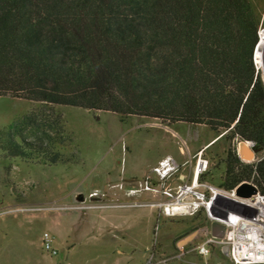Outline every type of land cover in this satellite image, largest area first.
<instances>
[{
  "label": "trees",
  "instance_id": "trees-1",
  "mask_svg": "<svg viewBox=\"0 0 264 264\" xmlns=\"http://www.w3.org/2000/svg\"><path fill=\"white\" fill-rule=\"evenodd\" d=\"M263 27L264 0H0V96L225 131L258 160L228 148L222 185L264 195ZM65 135L61 116L33 112L0 130V148L76 163Z\"/></svg>",
  "mask_w": 264,
  "mask_h": 264
},
{
  "label": "rangeland",
  "instance_id": "rangeland-1",
  "mask_svg": "<svg viewBox=\"0 0 264 264\" xmlns=\"http://www.w3.org/2000/svg\"><path fill=\"white\" fill-rule=\"evenodd\" d=\"M262 32L264 27L260 38ZM33 112L62 117L66 143L58 150L77 162L27 161L0 148V264L230 263L218 245L208 258L195 249L209 235L204 215L164 216L153 206L159 197H130L127 191L148 176L157 179L154 168L166 157L180 165L169 180L178 182L180 174L195 167L200 151L209 161L207 182L225 188L221 160L228 148L238 151L240 140H229L227 132L218 134L203 124L135 115L122 119L113 112L9 96H0V130ZM142 202L147 206H139ZM198 229L204 230L178 246ZM46 232L57 255L44 248Z\"/></svg>",
  "mask_w": 264,
  "mask_h": 264
},
{
  "label": "built area",
  "instance_id": "built-area-1",
  "mask_svg": "<svg viewBox=\"0 0 264 264\" xmlns=\"http://www.w3.org/2000/svg\"><path fill=\"white\" fill-rule=\"evenodd\" d=\"M195 157L197 161L191 178L180 174L178 182H169L173 174L179 171L180 165L174 158L166 157L154 168L157 179L148 176L138 181L136 186L128 189L127 196L151 193L159 197L153 206L158 207L164 216L204 215L210 223L209 235L195 247L204 258L211 256L212 246L218 245L223 251L227 250L224 253L230 259L229 264H264V195L257 189L256 193L243 196L237 192L238 187L228 190L201 180L209 169V161L203 151ZM139 206H147V203H139ZM214 222L226 227L222 238L213 236L211 225ZM53 242L46 232L44 248L57 255Z\"/></svg>",
  "mask_w": 264,
  "mask_h": 264
},
{
  "label": "water",
  "instance_id": "water-1",
  "mask_svg": "<svg viewBox=\"0 0 264 264\" xmlns=\"http://www.w3.org/2000/svg\"><path fill=\"white\" fill-rule=\"evenodd\" d=\"M258 45L256 46V49H255V55H254L255 63H256V52L258 50ZM238 155L241 158V160H243L244 162H248V163H251L252 161H254L257 156L255 150L253 149L252 143L250 141H245V140L239 142ZM237 192L240 195L249 196L253 193H256L257 188L250 183H243L238 186ZM203 230L204 229H198L194 231L193 233L189 234L188 236H186L185 238L181 239L178 242V246H183L189 242H192L199 235V233ZM211 230H212L213 236L222 238L225 234L226 227L219 222H214L211 225ZM224 252H227V250L225 249Z\"/></svg>",
  "mask_w": 264,
  "mask_h": 264
},
{
  "label": "bare ground",
  "instance_id": "bare-ground-1",
  "mask_svg": "<svg viewBox=\"0 0 264 264\" xmlns=\"http://www.w3.org/2000/svg\"><path fill=\"white\" fill-rule=\"evenodd\" d=\"M256 63L257 67L264 71V32H262V37L260 39L258 50L256 52Z\"/></svg>",
  "mask_w": 264,
  "mask_h": 264
},
{
  "label": "crops",
  "instance_id": "crops-1",
  "mask_svg": "<svg viewBox=\"0 0 264 264\" xmlns=\"http://www.w3.org/2000/svg\"><path fill=\"white\" fill-rule=\"evenodd\" d=\"M193 171H194V168H190L189 170H188V172L186 173V175L188 176V177H192V175H193ZM182 178V177H181ZM125 206V205H124ZM126 206H129V205H126Z\"/></svg>",
  "mask_w": 264,
  "mask_h": 264
}]
</instances>
